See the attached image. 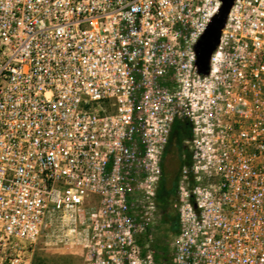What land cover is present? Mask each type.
Masks as SVG:
<instances>
[{
    "label": "built area",
    "instance_id": "1",
    "mask_svg": "<svg viewBox=\"0 0 264 264\" xmlns=\"http://www.w3.org/2000/svg\"><path fill=\"white\" fill-rule=\"evenodd\" d=\"M176 121L172 264H264V0H0V264H158Z\"/></svg>",
    "mask_w": 264,
    "mask_h": 264
},
{
    "label": "trees",
    "instance_id": "2",
    "mask_svg": "<svg viewBox=\"0 0 264 264\" xmlns=\"http://www.w3.org/2000/svg\"><path fill=\"white\" fill-rule=\"evenodd\" d=\"M189 135H190L189 126L187 124L181 123L180 121H176L173 126L170 137V142L172 143L174 151H176L177 153L181 152L183 139L188 137ZM162 169H163V176L158 190L157 202L159 205L164 206L167 210L163 214L162 217L163 221L170 225L169 228L173 233H177L179 230L178 217L176 215H171L172 213L169 210L170 203L172 202V199L175 196L177 177L175 179H172L171 182H169L166 177V173L164 172L165 167L163 161H162ZM155 258L158 264H172V259L168 261V259L165 258L164 260L161 261L158 255H156ZM62 261L65 264H77L76 259H63ZM50 262H58V261L56 260L49 261L43 259L42 257L36 256L34 258L33 264H47Z\"/></svg>",
    "mask_w": 264,
    "mask_h": 264
},
{
    "label": "rangeland",
    "instance_id": "3",
    "mask_svg": "<svg viewBox=\"0 0 264 264\" xmlns=\"http://www.w3.org/2000/svg\"><path fill=\"white\" fill-rule=\"evenodd\" d=\"M163 161V160H162ZM166 165L168 166V163L166 161ZM176 199V196L173 197L172 202ZM158 206V213H157V223L154 228V232L152 234V239L153 242L151 244V247L154 249L155 252V257L156 255L159 256V259L162 261L165 258L169 260L172 259L173 257V250H172V242H173V237L170 235L171 230L167 223L163 221V214L167 211L166 208L162 205H159L157 202ZM171 211V210H170ZM175 215V213L171 214ZM143 241V239H142ZM39 246L42 248L40 250V253L42 255L43 259L46 260H56L58 262H50L47 264H65L63 263V259H76L77 264H82L81 260L79 258H69V257H61V256H56V250L50 248V249H44L45 246L42 243L39 244ZM47 248V247H46Z\"/></svg>",
    "mask_w": 264,
    "mask_h": 264
},
{
    "label": "flooded vegetation",
    "instance_id": "4",
    "mask_svg": "<svg viewBox=\"0 0 264 264\" xmlns=\"http://www.w3.org/2000/svg\"><path fill=\"white\" fill-rule=\"evenodd\" d=\"M166 161L168 163V166L166 165ZM186 164L191 165L192 164L191 159L190 158L184 159L182 156V151L179 153L174 151L172 143L169 140V143L166 146V149L164 152V167H165L164 172L166 173V177L169 182H171L172 179H175L177 177L175 194H176L177 187H178L180 171L182 167ZM159 187H160V184H159Z\"/></svg>",
    "mask_w": 264,
    "mask_h": 264
},
{
    "label": "water",
    "instance_id": "5",
    "mask_svg": "<svg viewBox=\"0 0 264 264\" xmlns=\"http://www.w3.org/2000/svg\"><path fill=\"white\" fill-rule=\"evenodd\" d=\"M208 38L209 39L206 41V43H204L201 46L200 63L202 68L206 67L208 54L211 52V50L214 48L215 44L217 43L218 29L216 26H213L211 28L210 32L208 33Z\"/></svg>",
    "mask_w": 264,
    "mask_h": 264
},
{
    "label": "crops",
    "instance_id": "6",
    "mask_svg": "<svg viewBox=\"0 0 264 264\" xmlns=\"http://www.w3.org/2000/svg\"><path fill=\"white\" fill-rule=\"evenodd\" d=\"M163 162H164V157H163Z\"/></svg>",
    "mask_w": 264,
    "mask_h": 264
}]
</instances>
